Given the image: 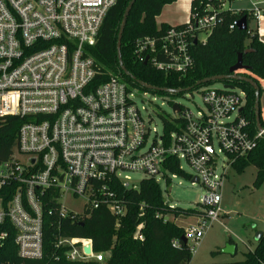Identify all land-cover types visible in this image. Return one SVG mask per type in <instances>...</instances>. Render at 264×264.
Listing matches in <instances>:
<instances>
[{
    "label": "built area",
    "instance_id": "obj_1",
    "mask_svg": "<svg viewBox=\"0 0 264 264\" xmlns=\"http://www.w3.org/2000/svg\"><path fill=\"white\" fill-rule=\"evenodd\" d=\"M220 1L225 7L233 0ZM116 4L117 0H0V118L25 120L18 146L0 162V244L13 230L21 257L43 255L47 194L56 200L62 218L104 204L121 217L126 206L112 190L114 184L137 189L140 181L133 183L128 172L160 184L169 174L177 175L167 167L171 160L179 161L181 170L184 160L195 174L191 179L197 177L207 189L202 198L205 217L185 228L188 243L196 242L208 223L222 215L220 154L229 158L227 166H234L237 157L250 153L264 136V125L262 130L252 128L245 111L246 91L234 85L206 90V112L193 114L178 104L174 117L182 123L148 144L150 119L134 101L135 89L119 76L94 83L100 68L89 48ZM189 21L170 28L159 40H138L137 61L151 62L166 73H186L193 65L191 40L204 42L200 34L212 29L217 16L204 14ZM157 53L169 61H158ZM68 198H81L83 212L71 211ZM173 244L179 246L178 241ZM57 246L70 247V260L102 263L107 255L95 253L91 240L60 237ZM190 247L195 253V246Z\"/></svg>",
    "mask_w": 264,
    "mask_h": 264
},
{
    "label": "trees",
    "instance_id": "obj_2",
    "mask_svg": "<svg viewBox=\"0 0 264 264\" xmlns=\"http://www.w3.org/2000/svg\"><path fill=\"white\" fill-rule=\"evenodd\" d=\"M130 1L117 0L116 6L109 11L104 20L96 44L89 48V55L100 68L94 83L98 85L112 76H119L129 89L160 92L141 87L122 72L119 65L117 38L124 12ZM176 1L136 0L134 3L122 38L124 65L132 75L157 87L174 89L192 87L197 81L206 77L228 74L230 67L237 62L239 54H242L243 63L248 69L240 71V74L253 79L260 86L264 85V42L260 40L258 31L253 30L249 24L246 31L239 30L235 25L243 16H247L250 23L252 14L244 10L236 12L224 8L220 0L191 1L189 23H194L197 16L212 13L216 14L217 22L206 33L207 38L204 42L191 40L190 54L193 65L186 73H166L155 69L151 62L137 61L138 40L144 38L159 40L170 28L188 25L187 22L178 25L157 23V17L163 8ZM231 25H235L234 28H231ZM248 49L251 51L245 52ZM156 59L169 61L167 56L161 53H157ZM224 83H231L246 91L245 111L254 128L256 126L254 87L240 81H224ZM262 93L264 92L261 89L260 97ZM24 122V119L16 116L0 118V162L9 159L18 146V133ZM162 122L164 134L168 136L177 129V124L182 123V120L178 117L162 116ZM261 123L264 125L262 116ZM250 165L257 168L254 187L259 188L264 182V136L250 153L237 157L234 163L239 172H243ZM167 167L173 174L188 177L179 168V161L171 160ZM112 190L125 203L126 213L121 217L113 214L104 204L95 209H86L81 215L62 218L57 211L56 200L51 199L50 194H47L43 197L45 207L42 257L39 259L21 257L14 242L15 232L12 230L6 240L0 244V264H190L193 254L190 244L182 240L185 228L178 223V219L189 215L204 218V211L198 212L167 205L161 185L153 178H143L137 189H125L116 182ZM60 237L91 240L95 253L107 254L105 261L98 263L93 260L68 259L66 253L70 247H58L57 242ZM173 241H178L179 246H175ZM213 264H264V232L254 249L245 253L244 260Z\"/></svg>",
    "mask_w": 264,
    "mask_h": 264
},
{
    "label": "rangeland",
    "instance_id": "obj_3",
    "mask_svg": "<svg viewBox=\"0 0 264 264\" xmlns=\"http://www.w3.org/2000/svg\"><path fill=\"white\" fill-rule=\"evenodd\" d=\"M235 4H239L236 2ZM242 3L240 5H244ZM173 8H166L163 15L157 19L158 23L172 22ZM207 34L202 32L200 39L205 40ZM223 81H215L201 86H195L191 90H185L179 94H163L160 92L135 89L133 99L145 119L149 122L151 133L148 144L154 139L160 141L164 133L162 116L174 118L173 104L177 103L182 108L190 110L193 114L198 111H207L203 97L206 90L222 89ZM188 88L180 87L178 89ZM239 90V89H238ZM262 107L261 116L264 117V93L260 98ZM217 147V146H216ZM229 158L220 154L218 172L223 173L222 187V215L219 221L208 223L209 228H204V235L196 242L190 240V246H195L190 264H213L224 262L242 261L245 253L256 245L255 236L257 232L264 231V190L257 191L254 182L257 175V168L250 165L239 172L235 166H227ZM182 170L188 177L171 174L166 181H161V189L167 205L187 210L203 212L202 198L207 189L201 183H192L193 170L181 160ZM224 168H223V167ZM133 183H138L144 176L139 172H128ZM69 209L76 213L83 212L84 201L81 198H68L66 201ZM202 218L200 216H184L178 219V223L184 228L191 225H198ZM228 238L237 245V252L234 255L222 252Z\"/></svg>",
    "mask_w": 264,
    "mask_h": 264
},
{
    "label": "water",
    "instance_id": "obj_4",
    "mask_svg": "<svg viewBox=\"0 0 264 264\" xmlns=\"http://www.w3.org/2000/svg\"><path fill=\"white\" fill-rule=\"evenodd\" d=\"M135 2H136V0H131L127 6V8L124 12L123 18H122V22L120 24L118 38H117V54H118L119 65H120L122 72H124L126 75L130 76L141 87H143L147 90L160 91V92H164L167 94H179L185 90H191L195 86H200L202 84L212 83L215 81H223V82L224 81H240V82L249 83L255 89L254 111H255L256 127L258 128V130H262L263 126L261 123V106H260V98L261 97H260V93H261V89L264 90V88L261 87L260 85H258L257 82L254 81L253 79H251V78H249L243 74H239V71L248 69V67L246 65H244V63H243L242 54H239L237 62L232 67H230L228 74L206 77L202 80L197 81L195 86L183 88V89L182 88L181 89H178V88L174 89V88H166V87H157V86L148 84L142 80L137 79L134 75H132L127 70V68L124 65V61H123V57H122V38H123V34L125 31V27L127 24L129 14H130ZM248 24H249V20H248L247 16L241 17L235 23L237 28L241 31H246L248 29ZM195 42H197V40ZM250 51L251 50L248 49L245 52H250ZM224 87L229 88V89H233L234 85L231 83H225ZM179 110H180V107L178 106V104H176V103L173 104V111L175 112V111H179ZM198 181L199 180L197 177H193V179H192L193 183H198ZM262 234H263V232H257L256 236H255V240L258 241ZM182 240L184 241V243H188V239L185 236L182 237ZM236 248H237L236 244L228 242L226 244V246L224 247V249L222 250V252L225 254L234 255V254H236ZM87 251L90 253V248H88Z\"/></svg>",
    "mask_w": 264,
    "mask_h": 264
},
{
    "label": "crops",
    "instance_id": "obj_5",
    "mask_svg": "<svg viewBox=\"0 0 264 264\" xmlns=\"http://www.w3.org/2000/svg\"><path fill=\"white\" fill-rule=\"evenodd\" d=\"M191 1L192 0H177L173 4L166 5L163 8L161 14L157 17V19L163 15V11L166 8H173L175 15L170 18L171 20H168L172 22H162V23H167L169 25H178L188 22L190 20ZM236 2H239V4H235ZM242 3L245 4L240 5ZM224 8H228L236 12L242 10L250 12L252 14V20L250 21L249 26L253 30L258 31L260 40L264 42V0H233L227 3ZM259 190L260 191L264 190V182L259 188H257V191ZM230 240H232V238H228L227 242H230ZM230 243L236 244L234 241ZM252 249H254V247ZM236 252H237V248H236Z\"/></svg>",
    "mask_w": 264,
    "mask_h": 264
},
{
    "label": "bare ground",
    "instance_id": "obj_6",
    "mask_svg": "<svg viewBox=\"0 0 264 264\" xmlns=\"http://www.w3.org/2000/svg\"><path fill=\"white\" fill-rule=\"evenodd\" d=\"M89 244L86 243V247H88Z\"/></svg>",
    "mask_w": 264,
    "mask_h": 264
}]
</instances>
